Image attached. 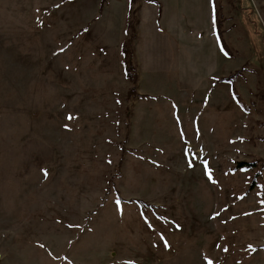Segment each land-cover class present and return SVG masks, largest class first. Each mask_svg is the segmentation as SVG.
<instances>
[{
	"label": "rangeland",
	"instance_id": "374dc122",
	"mask_svg": "<svg viewBox=\"0 0 264 264\" xmlns=\"http://www.w3.org/2000/svg\"><path fill=\"white\" fill-rule=\"evenodd\" d=\"M101 1L0 0V264H264V0Z\"/></svg>",
	"mask_w": 264,
	"mask_h": 264
},
{
	"label": "trees",
	"instance_id": "16d2710c",
	"mask_svg": "<svg viewBox=\"0 0 264 264\" xmlns=\"http://www.w3.org/2000/svg\"><path fill=\"white\" fill-rule=\"evenodd\" d=\"M145 2L147 3H151V4H155L156 6H159V2H157L156 0H144ZM105 3V0H102L101 3H100V10L103 8V5ZM216 31H217V36L220 38L221 40V31H220V28H219V22H218V19L216 20ZM130 43H132L131 41L128 42V45L126 44H123L120 48V54L122 56V61H121V66L122 68L124 69V72L126 74V77L133 83H136L137 82V77L136 76H132V73H133V64H132V59H131V56H130V49H128L127 47L130 45ZM251 164H247V163H239L238 164V167H242V166H245V167H248L250 166Z\"/></svg>",
	"mask_w": 264,
	"mask_h": 264
},
{
	"label": "crops",
	"instance_id": "0c3cea01",
	"mask_svg": "<svg viewBox=\"0 0 264 264\" xmlns=\"http://www.w3.org/2000/svg\"><path fill=\"white\" fill-rule=\"evenodd\" d=\"M156 1H158V0H156ZM125 2L128 3V0H125ZM158 2H159V6H156L155 4H151V3H147L145 1H143V5H142L143 8L141 7L142 13L140 11L141 18H142L141 19V24L144 23L143 20H146V21H148L150 23V27L152 28L153 21H155L156 25H158L161 22L162 19H165V11H166V9L163 6L162 2H160V1H158ZM154 6L157 8V10H156L157 17L156 18H155ZM143 9H145V10H143ZM179 10L182 11V17H183V8L180 7ZM211 12L212 11L208 9L209 19L212 16ZM211 24L212 23H210V25Z\"/></svg>",
	"mask_w": 264,
	"mask_h": 264
}]
</instances>
